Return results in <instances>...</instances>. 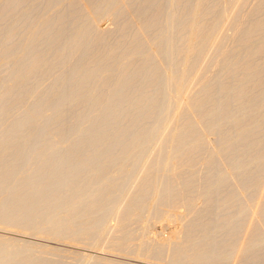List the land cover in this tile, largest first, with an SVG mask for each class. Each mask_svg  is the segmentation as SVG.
<instances>
[{
  "label": "rangeland",
  "instance_id": "rangeland-1",
  "mask_svg": "<svg viewBox=\"0 0 264 264\" xmlns=\"http://www.w3.org/2000/svg\"><path fill=\"white\" fill-rule=\"evenodd\" d=\"M0 13V92L17 84L19 79L9 77L8 72L15 59L22 62L23 56L30 53L36 62L23 69L18 67L23 77L20 80L30 86L22 89L27 104L46 94V99L51 98L52 93L47 91L56 85L96 87L93 77L88 80L89 75L71 78L66 85L57 81L79 60L96 66V49L101 44L115 48L110 55L114 57L127 47L133 49L135 26L144 20H151L152 26L141 33L144 50L127 64L130 73L141 70V60L154 58L155 68L166 67L169 83L165 110L152 134L112 132L99 135L103 140L96 148L67 149V144L56 148L26 145V139L13 137L25 134L0 131L1 139L12 137L0 140V264H264V214H259L264 212V179H260L264 173L253 182L237 180L236 176L245 178L253 169L254 165L243 163L263 152L264 129L252 139L253 150L237 158L234 166L225 165V161L224 166L223 161L214 163L223 159L226 149H217V130L198 127L200 133L182 134L185 115L194 114L187 105L201 98L205 88L238 90L246 85L244 74L225 65L228 60L233 63L243 57L239 39L247 27L264 23V0H0ZM61 36L68 42L82 38L77 49L71 48L65 54L73 58L63 63L58 61L63 41L61 44L57 39ZM263 41L264 28L250 43ZM42 57L48 60L44 65ZM126 67H120L119 75ZM254 67H264V51L248 63V69ZM109 73L101 75L99 87L110 86L116 80L123 83ZM157 79L154 74L147 79L128 78V87L157 86ZM254 85L264 87V68ZM6 104L9 118L1 122L3 127H8L10 118L21 111L12 101ZM67 106L64 125L50 129L45 134L47 141L58 139L82 108L78 103ZM207 108L209 105L204 103L202 109ZM50 113L46 110L44 114ZM141 127L142 123L137 129ZM142 135L146 136L144 140ZM133 137L136 139L132 141ZM121 138L126 144L122 149L117 142ZM233 150L237 151V146ZM78 153H90L94 159H73ZM37 156L57 158L53 165L34 164L39 162L34 161ZM211 168L219 177L213 184L234 186L206 187L210 180L204 179L205 172ZM55 176L65 177L66 184L57 181L61 186L53 189L51 177ZM242 183L259 187L236 186ZM32 184L35 190L46 192L33 194V189L27 190ZM49 192L62 203L73 197L74 202L81 201L80 207H70L74 214L58 205L57 210H45ZM78 192H84L87 198L81 200ZM90 192L94 194L88 195ZM29 204L34 209L26 214ZM20 208L28 210L19 216ZM235 209L251 212L247 223L242 216L231 215ZM50 214L53 217L47 223ZM210 240L215 244L211 248L207 244ZM203 253L208 256L203 257ZM192 254L195 259H188Z\"/></svg>",
  "mask_w": 264,
  "mask_h": 264
},
{
  "label": "bare ground",
  "instance_id": "bare-ground-1",
  "mask_svg": "<svg viewBox=\"0 0 264 264\" xmlns=\"http://www.w3.org/2000/svg\"><path fill=\"white\" fill-rule=\"evenodd\" d=\"M60 20H63V17H61ZM162 22L163 20H161L159 24H161ZM76 24H78V22L75 23L74 25L76 26ZM136 26H135V34H134V42H133L135 46L133 49L131 48L128 49L129 47H127L123 49L121 53L117 55V57H114L110 55H113L115 48H112L109 45L101 44V46H98L96 49V66L89 65V64L86 65L85 62H83L82 64L81 60H79L72 66V68L77 69L76 73H75V70L70 68L71 67L70 65L68 68V71L65 74L62 73V75L59 76L60 79L57 81L58 84L60 83V85L62 84L66 85L68 83V80H71V78L79 77L80 79H82L83 77L89 75L87 77L88 80L91 77H93L96 81L93 85L96 87H87V85L86 87L82 85H79L78 87H72L70 85L68 87L67 86L66 87L64 86L56 87L57 86L56 85L55 87L54 86L49 87L47 91L49 93H52L51 98L46 99L47 97V94H46L45 96L41 97L37 101L27 104L26 97L23 96L22 89H24L25 87H30V86L26 84L25 80H20L23 77H22L21 71H18L19 70L18 67L22 66V69H23V67L32 66L36 61L34 57L30 56V53L23 56L24 58L22 59L24 60L22 62L20 61V58L15 59V64L13 68L10 70V73L8 72V76L11 78L13 77V79L15 78L19 80L13 88L6 90L4 92H0V131H2V133L14 132L16 134L17 133L25 134L22 136H13V137L14 139H18L17 137H20V139H26V141L28 142V143H24L26 145H29V144H32L33 146L35 145L44 146L45 145V146L56 148L57 146L61 144H67V149L96 148L97 146H100L102 144L101 142L103 140V139H100L102 137H98V136L102 134H109L112 132H114L115 134L116 133L123 134V133H126L127 131L129 132L128 134H133V133L152 134L154 133L155 129L158 126L159 118L162 112L165 110L164 109L165 106L163 104L164 95L166 93L167 87H169V83L167 84V75L165 73L166 67H164L163 65H160L159 68H155L154 66L155 61H152L154 58L153 59L145 58L144 61L141 60L139 62V68L141 67V70H139L138 72L135 70L136 72L133 71L132 73H130L131 67H128L127 64L131 62L132 57L136 56L137 54L139 55V53L142 50H144L143 45H141L142 44L141 33L146 28H149L152 26L151 20L149 21L144 20V22H141V24L136 25ZM262 28H264V23L255 24V26H252V25L248 26L247 29L245 30V34H243L242 37L239 39V45L241 44V46L243 47V52H244L243 57L241 59H238V61H233V63L232 61L228 60L225 65V67L227 68L232 66V68H234L235 71L239 72L240 74L241 73L244 74L245 79H246L245 81L246 85H244L238 90H234V89L231 90L228 87H216L215 90H213V87H207L205 88L203 92V96L201 98L191 101L190 105L189 103L187 105L192 111V113H194L193 114L194 116L191 115L192 117H189L187 114L185 115L184 122H183L184 127H183V132H182L184 136L187 134V132L198 133L199 132L198 130L200 127H202L201 128L202 130H205L203 128H206V130H212V131L217 130V132L220 135L219 136L220 144H217L218 145L217 149L219 152L223 149V147H225L226 149H225V153H223L224 154L223 157L221 156L223 159L221 161L216 160L214 163L220 164L223 161L222 163L223 165L225 161L226 163L225 165L230 164L234 166L236 164L235 160H237V158L244 156L247 151L251 152L253 150V146L255 144L252 143V139H255L254 136L255 134H257L258 131H261L262 129H264V87L258 88V87H255L254 85L255 78L259 76L260 72H262L264 67H261V68L254 67L252 69L250 68L248 69V63L258 53L264 51V41L263 43L256 44V45L250 43L251 38ZM160 29L162 31V28ZM181 31H183V28L181 29ZM160 32H158V34H160ZM57 40L61 44L63 41L61 56H60V59L58 60L60 63H63L65 61L68 62L73 58L71 57L72 55L65 56V54L71 48H73V50L77 49V43L80 40H82V38L77 39L76 37L68 42L66 39L62 40V36H61V38H58ZM83 47L84 46H82V48ZM2 52L3 51L0 52V57H2V54H1ZM45 53H43V55ZM6 55H10V54H6ZM102 58H105L106 62L102 63L101 62ZM46 61L48 60L42 57L41 59L42 65L47 63ZM119 64L120 65L122 64V66H127L126 70L124 71L122 75H119L120 67H122V66H119ZM114 65H117L116 69H114L115 67ZM87 71L88 73L84 74ZM11 72H14V76L12 75L13 73ZM104 72H110L109 75L112 74V77L118 80L122 79L123 83H116L117 82L116 80L114 84L112 85L108 84L110 86H107L106 84L103 87H99L100 86L99 79ZM155 72H158L160 74L157 75L155 74ZM15 74L17 76H15ZM153 74L154 76L158 77L156 81H158L159 84L157 86H153L152 84V86L148 85L147 87H140V86L128 87V81H127L128 78L147 79L151 77ZM7 101H12L14 106L21 107V111L18 116L10 118L11 119L9 121L10 125L8 127L6 126L3 127L1 126V122L9 118L8 117L9 108L6 104ZM70 103H78L79 105L82 106V108H80L74 114V117H75L74 123L68 126L61 133L58 139L54 141H47L45 134H47L50 131V129L53 130L55 128L62 127L64 125V122L67 116V107H68L67 105H69ZM204 103H207L209 105V108L202 109ZM46 110H50L52 113H50L49 115H45L44 113ZM154 111L157 113L155 115L154 114L152 115L151 113ZM186 112L189 114V109ZM195 117H196V120H195ZM125 119H128L127 123L122 124L125 121ZM194 121L196 122L199 121V122L196 123ZM140 123H142V127L141 129H137V126ZM199 123L201 126H199ZM223 127H227V129L223 130ZM145 137L142 135L141 139L143 138L144 140ZM7 138H12V137H5L2 139L0 138V140L7 139ZM116 139L114 138V140ZM133 139L135 140L136 138L135 137L131 138L132 141ZM117 142H119L122 145L121 149L126 146V144H122L123 143L122 138L119 139ZM127 143H130V142H127ZM106 146L107 145H104V147ZM113 146L114 145H108V147H113ZM116 146H118V144H116ZM138 146H139V143H138ZM235 146H237L238 148L237 151L233 150ZM202 148H204V144L202 145ZM77 155L80 157L77 156L76 158H73V159H76L79 161L80 160L89 161L91 159H94V156L90 155V153H81V154L78 153ZM34 158H35L34 161H39L34 164L44 165V164H50L52 162V165H53L55 164L54 161H56L55 159L57 157L41 158L40 156H37ZM63 160H66V159H63ZM12 165H15V164H12ZM251 165L252 166L254 165V166L252 167L253 169L251 170L250 174L247 177L241 178V174H236L238 178L236 179L237 180L244 179V180H248L251 182L259 180L260 174L264 173V150L261 154L258 152L257 155L250 157L248 161L246 162V165L245 163H243V166L248 167ZM255 165H258V166L255 167ZM209 170L207 169V171L205 172L206 175L204 176V179L210 180L209 184H205L206 187L209 188L213 186L215 187L225 186L229 188L230 185L231 187L234 186L232 184L228 185L225 183L213 184V182L218 180L219 177L218 176L216 177L215 175L216 171L214 168H211L210 171ZM51 178H52V181L55 182L54 188L52 187L53 189H58L61 186L56 183L57 181L63 182V183L65 182V177L60 178V177L55 176ZM260 179L262 180L264 178H260ZM222 181H224V179ZM256 185H259V184H243L242 183L236 186L238 187H259ZM28 189H33L31 190L32 192H34L33 194H35V192L38 193L39 191H44V190H41V188L35 190L33 184L31 187H27V190ZM45 192L46 191H44V193ZM211 192L213 191L211 190ZM49 193L51 195L50 198L44 197L45 199L49 198V200L46 201L45 206L47 207L44 208L45 210L49 209L50 207H51L50 209H52V207H56L55 205H58L60 207L61 206L67 207V209L65 210L68 213L72 212L74 214V212L72 211V208L70 207H72L73 205H74L73 209H77L80 207L79 204L81 203V201L74 202L73 197L72 199L69 198L68 201H64V203H62L61 199L59 197H56L53 192H49ZM82 193L84 192H81V193L78 192L76 194L77 197L78 196L81 197V200L83 198H87V196L83 195ZM90 194H94V192L88 193V195ZM172 194H175V193H172ZM83 206L86 207V204L85 205L83 204ZM28 208L30 209L26 214H31L34 209V205L32 206V204H29ZM27 210L28 209L20 208L17 210V214L20 216L22 213L26 212ZM55 210H57V207ZM235 210L236 211L234 212H230L231 215L237 214L239 216H242V220L244 221V223H247L248 222L247 220L250 219L249 215H251V212L248 213L247 211H244V210L242 211L238 209H235ZM51 214H55V213L52 212ZM51 214L47 216V219H46L47 223H51V220H52L51 217H53V215ZM57 214H59V212ZM245 214H247L248 216ZM257 214L258 213H255L254 215H257ZM259 214H264V212L259 213ZM13 221L16 222V220H13ZM251 221L254 224V219H252ZM205 233H208V231H205ZM210 242L211 243H207V244H210L211 245L210 248H211L212 245H215V244L213 243L212 240H210ZM193 254L188 256V259H195V256ZM203 254H202L203 257L208 256L205 253Z\"/></svg>",
  "mask_w": 264,
  "mask_h": 264
}]
</instances>
